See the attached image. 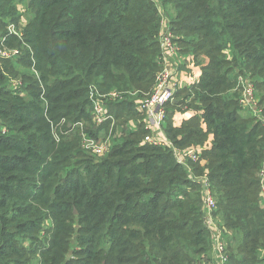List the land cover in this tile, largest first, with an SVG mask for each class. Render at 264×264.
Returning <instances> with one entry per match:
<instances>
[{
    "label": "trees",
    "instance_id": "obj_1",
    "mask_svg": "<svg viewBox=\"0 0 264 264\" xmlns=\"http://www.w3.org/2000/svg\"><path fill=\"white\" fill-rule=\"evenodd\" d=\"M23 2V40L6 42H25L33 53L25 47L16 60L0 62V264H34L36 256L42 264H198L210 257L200 185L170 148L143 142L138 101L161 69L155 1L0 0L3 35L10 23L21 27ZM161 2L172 13L190 81L167 104L165 132L178 148L202 149L190 167L196 175L208 171L221 228L233 235L227 264H261L264 128L244 115L240 93L229 91L240 75L256 79L264 114V0ZM20 73L14 91L12 75ZM92 85L138 92L107 103L116 129L130 131L102 159L83 149L80 128L69 127L83 122L93 136L108 133L109 122L92 121ZM63 119L67 133L58 142L51 122ZM47 219L53 226L43 236Z\"/></svg>",
    "mask_w": 264,
    "mask_h": 264
},
{
    "label": "built area",
    "instance_id": "obj_2",
    "mask_svg": "<svg viewBox=\"0 0 264 264\" xmlns=\"http://www.w3.org/2000/svg\"><path fill=\"white\" fill-rule=\"evenodd\" d=\"M163 22L164 21L162 20L161 29L158 34V40L161 45V55L159 57L161 69L156 75L152 92L142 100L138 101L139 109L145 115L142 122L147 130L143 142L150 145L170 148L176 159L187 168L189 178L200 185L203 200V220L206 227L211 232L213 251V258L209 261L205 260L202 264H227L229 253L222 233V230L224 232L225 230L221 228L222 226L216 214L218 205L209 173L206 170L202 174L196 175L192 167H190V163H196L202 157V149H181L176 147L163 129L167 117V104L174 100L175 94L180 86L179 79L176 77V74L169 63L170 59L177 56L181 51L180 46L175 42L176 37L172 28L170 26L167 28L163 27ZM9 29L8 35L0 42V60H16L23 53L21 48L10 46L6 42L7 37L11 35H16L23 40L22 28H17L15 24H11ZM32 71L37 77H40L39 72L36 70L35 63L33 64ZM239 83L242 86V105L251 108L259 117V120L264 124V118H261L260 116L263 112L257 107L260 99L256 93L254 81L248 76L240 75ZM10 87L15 91L18 88V83L12 84L11 82ZM137 93V91L129 93L128 98L135 97V94ZM121 94H123V92H119L118 90L102 94L98 92L93 85L90 87L89 98L92 104V121L98 126H103L109 122L111 125L107 134L102 133L99 136L91 135L85 130L83 122L76 124L70 123L69 125V127L73 129L80 128L83 149L98 159L107 156L114 143L115 134L120 132L116 129L117 121L109 112L107 103L121 100ZM51 123L54 137L59 142L62 139V136L67 133L64 129L66 122H63L62 125L60 123ZM127 127L131 130H137L138 128L133 121H129ZM114 130H116V133ZM259 179L261 184V197L264 202V163L259 172Z\"/></svg>",
    "mask_w": 264,
    "mask_h": 264
},
{
    "label": "rangeland",
    "instance_id": "obj_3",
    "mask_svg": "<svg viewBox=\"0 0 264 264\" xmlns=\"http://www.w3.org/2000/svg\"><path fill=\"white\" fill-rule=\"evenodd\" d=\"M17 8L19 9V12H20V14H21V22H20V24H21V28L23 29L24 27H26L27 26V24H26V22H27V18H28V8H29V6H28V4H27V2H23V3H18L17 4ZM12 23H10L8 26H7V34L6 35H3V32L2 31H0V42L3 40V38H5L7 35H8V32H9V27H10V25H11ZM10 46H16V47H19V48H21L22 50H23V52L25 51V47H27V49H28V45H26V43H24V42H22V46H18V45H10ZM30 48V47H29ZM30 50H31V48H30ZM31 52H32V50H31ZM226 52H228V51H226ZM33 53V52H32ZM33 60V62H34V59H32ZM230 60V59H229ZM234 60V57H233V55L231 54V61H233ZM2 60H0V62H1ZM20 71H22V69H19ZM31 72H33L32 71V68H31ZM34 73V72H33ZM35 74V73H34ZM12 76H14L13 77V80H12V84H17V83H19L20 84V82H21V80H22V76H21V73L20 74H18L17 76H15V75H12ZM185 76H186V80L188 81L187 82V84L190 82L189 81V79H188V74L186 73L185 74ZM252 79V78H251ZM254 79V78H253ZM252 79V80H253ZM254 80H256V79H254ZM95 88H96V90H98V92H100V93H102L103 94V92H101L96 86H94ZM42 88H43V93H42V98H44L43 100H44V102H45V86L42 84ZM180 89V86H179V88H178V90ZM177 90V91H178ZM112 91H114V90H112ZM119 92H123V94H121L122 95V99L121 100H116V101H114V102H126L127 100H128V94L129 93H132L133 91H127V90H118ZM135 92V91H134ZM235 92H237V93H240V104H241V106L243 107V109L245 110L244 111V115L245 116H247V115H253L255 118H256V121L257 122H259L261 125H262V127L264 128V124L259 120V117L256 115V113L251 109V108H248V107H244L243 105H242V103H241V96H242V86H241V84L239 83V76H238V83H237V85L232 89V90H230L229 91V93L230 94H234ZM186 94V93H185ZM185 94L183 95V96H185ZM149 95V94H148ZM147 95V96H148ZM260 95V94H259ZM195 97V95L194 94H192V96L190 97V98H188L187 99V101L186 102H192V100H193V98ZM259 97V96H258ZM259 103H258V105H257V107H259L261 110H262V112H263V109H262V107L260 106V104H261V96L259 97ZM109 102H110V100H109ZM45 106H47L46 105V102H45ZM261 116V118H264V114H262V115H260ZM137 120H141V117L139 116L138 118H137ZM63 122H66V120L65 119H63V120H61V122H60V124L62 125L63 124ZM165 127H166V125L164 124V126H163V129L165 130ZM121 128H122V126H121ZM128 130V129H127ZM127 130H121V129H119V131L120 132H117L116 134H115V139H116V137H117V139H123V134H122V132L124 133V131H127ZM128 131H130V130H128ZM127 131V132H128ZM115 141V140H114ZM98 159V158H97ZM96 160V159H95ZM96 161H98V160H96ZM258 178H259V174H258ZM192 180V179H191ZM193 182H194V180H192ZM259 181H260V179H259ZM260 186H261V184H260ZM201 196H202V194H201ZM261 206L264 208V202H263V199H262V197H261ZM52 226H53V221L51 220V219H47L45 222H44V225H43V227H44V232L42 233V235L43 234H45V232L47 231V232H49V229L50 228H52ZM78 228H79V225H78ZM222 233H223V236H224V238H225V241H226V244H227V251L229 252V250H228V248H229V243L231 242V240H232V244H234L235 245V241L232 239V237H233V235L231 236V234L230 233H227V232H224L223 230H222ZM44 236V235H43ZM32 240H30V239H27V240H25V242H24V245L25 246H27V247H29L31 244H32ZM35 245L36 246H41V244L39 243V242H35ZM74 247L75 248H80L79 247V243H77V241L74 243ZM75 250V249H74ZM260 256H261V258H264V250L262 251V252H260V254H259ZM74 254H73V252L71 253V254H69L68 255V258L69 259H73L74 258ZM207 259V257H205V256H202L199 260H200V262L198 263V264H202L205 260ZM40 260H41V258H39L38 259V257L36 256L34 259H33V261H32V263L34 262V264H42L41 262H40ZM262 261V263L261 264H264V259H262L261 260Z\"/></svg>",
    "mask_w": 264,
    "mask_h": 264
},
{
    "label": "crops",
    "instance_id": "obj_4",
    "mask_svg": "<svg viewBox=\"0 0 264 264\" xmlns=\"http://www.w3.org/2000/svg\"><path fill=\"white\" fill-rule=\"evenodd\" d=\"M154 1H155V4H156L160 14L162 15V20L164 21L163 24H162L163 27H165V28H167L169 26L171 27V14L172 13L170 12V10L166 11L164 9L161 0H154ZM174 35H175V33H174ZM175 37H177V36L175 35ZM187 64H188L187 63V54L184 53L182 49H181L180 53L177 56H175V57L170 59L169 65L173 68V70H174V72L176 74V77L179 79L180 87L186 85L187 82H188L186 80V76H185L186 73H182L181 72V69L183 67H185ZM218 220H219L220 224L222 225L221 218L218 217ZM227 233H230V232L227 231ZM230 234L232 235V233H230ZM212 258H213V251L211 249L210 257H207V259L211 260Z\"/></svg>",
    "mask_w": 264,
    "mask_h": 264
},
{
    "label": "water",
    "instance_id": "obj_5",
    "mask_svg": "<svg viewBox=\"0 0 264 264\" xmlns=\"http://www.w3.org/2000/svg\"><path fill=\"white\" fill-rule=\"evenodd\" d=\"M70 125V124H69Z\"/></svg>",
    "mask_w": 264,
    "mask_h": 264
}]
</instances>
